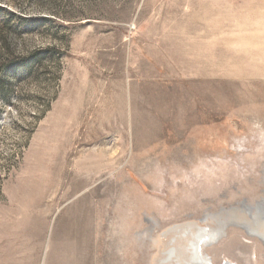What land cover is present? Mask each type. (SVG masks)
<instances>
[{"label":"rangeland","instance_id":"1","mask_svg":"<svg viewBox=\"0 0 264 264\" xmlns=\"http://www.w3.org/2000/svg\"><path fill=\"white\" fill-rule=\"evenodd\" d=\"M200 4L0 0V264H153L218 221L213 264H264V64L218 70Z\"/></svg>","mask_w":264,"mask_h":264},{"label":"crops","instance_id":"2","mask_svg":"<svg viewBox=\"0 0 264 264\" xmlns=\"http://www.w3.org/2000/svg\"><path fill=\"white\" fill-rule=\"evenodd\" d=\"M201 16L210 23L199 28L201 47L216 46L220 65L264 64V0H200ZM203 20V19H202ZM215 42H212L214 41ZM211 42V43H210ZM238 57L243 59L237 60ZM232 75L222 78H256L235 75V68H227ZM241 67L236 72H244ZM248 71H256L248 69ZM261 73H264V68ZM264 78V75L258 76Z\"/></svg>","mask_w":264,"mask_h":264},{"label":"bare ground","instance_id":"3","mask_svg":"<svg viewBox=\"0 0 264 264\" xmlns=\"http://www.w3.org/2000/svg\"><path fill=\"white\" fill-rule=\"evenodd\" d=\"M259 213L257 211V214ZM259 219L262 222L259 224V221L255 220V224L258 225L255 226L257 230H254H256L255 233L258 234V237L264 239V217ZM215 226L208 229L198 223L187 222L167 229L164 235L169 238L173 236V239L164 243V247L159 250L153 264H213L212 260L207 258L204 248L224 233V227L220 225L219 221Z\"/></svg>","mask_w":264,"mask_h":264},{"label":"water","instance_id":"4","mask_svg":"<svg viewBox=\"0 0 264 264\" xmlns=\"http://www.w3.org/2000/svg\"><path fill=\"white\" fill-rule=\"evenodd\" d=\"M224 234V233H223Z\"/></svg>","mask_w":264,"mask_h":264}]
</instances>
